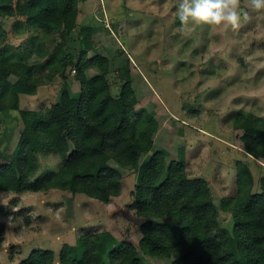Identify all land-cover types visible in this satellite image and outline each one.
I'll return each instance as SVG.
<instances>
[{
	"label": "rangeland",
	"instance_id": "obj_1",
	"mask_svg": "<svg viewBox=\"0 0 264 264\" xmlns=\"http://www.w3.org/2000/svg\"><path fill=\"white\" fill-rule=\"evenodd\" d=\"M178 2L81 0L73 36L77 37L81 27L94 28L93 48L87 59L101 55L110 60L106 78L114 97L120 95L126 82L131 83L137 98L135 109H145L158 123L154 149H165L184 162L189 177L208 181L218 226L231 230V216L221 210L219 202L234 192L235 163L250 165L255 187L264 176V161L254 164L244 156L239 140L242 132L232 126L238 111L264 120V10L254 12L250 0H240L248 19L241 16L236 30L201 25L182 32ZM0 34V49L13 54L42 41L45 54L50 55L58 40L56 35L43 37L20 16L7 19ZM79 50L77 38L72 64L52 82L39 85L34 95H20L19 108L45 110L60 99L66 86L73 95L78 94L81 84L75 66ZM34 52L32 58L37 60ZM39 67L36 70L40 72ZM85 73L92 78L100 72L90 67ZM5 117L0 148L7 155L17 143L22 123L15 119V113ZM38 161L40 175L57 168V158L51 154H39ZM109 165L119 171L121 187L118 196L106 203L58 190L0 193V264H18L33 249H51L57 255L63 244L78 247L83 233L99 236L103 248L100 264H109L112 252L123 243L138 248L144 219L133 206L141 164L136 171ZM165 219L177 222L170 216ZM142 258L145 264L172 261Z\"/></svg>",
	"mask_w": 264,
	"mask_h": 264
},
{
	"label": "trees",
	"instance_id": "obj_2",
	"mask_svg": "<svg viewBox=\"0 0 264 264\" xmlns=\"http://www.w3.org/2000/svg\"><path fill=\"white\" fill-rule=\"evenodd\" d=\"M80 1L0 0V32L7 19L20 16L43 37L58 39L50 55L42 41L24 47L21 55L0 49V132L10 113L22 123L13 151L4 155L0 148V193L58 190L106 203L121 187L120 173L109 162L135 171L141 164L133 206L144 219L138 248L123 243L112 252L109 264H145L142 257L172 259L170 264H264V176L255 187L250 165L235 163L234 192L219 202L233 225L231 230L218 226L208 181L189 177L184 162L165 149H154L158 123L145 109H135L131 83L114 97L106 78L110 60L101 55L87 59L95 30L84 26L73 36ZM77 38L79 93L73 95L66 86L49 108L20 109V95H34L39 85L52 82L72 64ZM31 51L38 54L37 60ZM90 67L100 73L87 78ZM232 126L242 132L244 156L254 164L264 161V120L238 111ZM46 153L57 158V168L40 175L38 155ZM168 216L177 222L167 221ZM99 241L98 235L83 233L78 247L63 244L57 255L51 249H33L18 264H100Z\"/></svg>",
	"mask_w": 264,
	"mask_h": 264
},
{
	"label": "clouds",
	"instance_id": "obj_3",
	"mask_svg": "<svg viewBox=\"0 0 264 264\" xmlns=\"http://www.w3.org/2000/svg\"><path fill=\"white\" fill-rule=\"evenodd\" d=\"M250 5L254 12L264 10V0H250ZM176 12L182 32L201 25L234 31L240 26L241 16L248 19L240 0H179Z\"/></svg>",
	"mask_w": 264,
	"mask_h": 264
}]
</instances>
